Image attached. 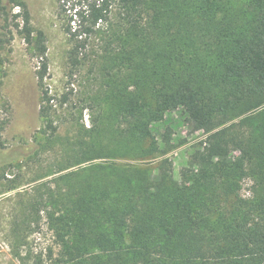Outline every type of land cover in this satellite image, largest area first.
I'll use <instances>...</instances> for the list:
<instances>
[{
    "label": "trees",
    "instance_id": "1",
    "mask_svg": "<svg viewBox=\"0 0 264 264\" xmlns=\"http://www.w3.org/2000/svg\"><path fill=\"white\" fill-rule=\"evenodd\" d=\"M58 17L71 77L99 75L83 98L92 125L67 139L48 36L26 1L0 0V70L17 33L39 62L49 144L66 154L31 202L54 238L32 264H264V0H59ZM177 108L207 134L179 183L151 129Z\"/></svg>",
    "mask_w": 264,
    "mask_h": 264
},
{
    "label": "rangeland",
    "instance_id": "2",
    "mask_svg": "<svg viewBox=\"0 0 264 264\" xmlns=\"http://www.w3.org/2000/svg\"><path fill=\"white\" fill-rule=\"evenodd\" d=\"M24 1L29 5L33 25L48 36L46 88L53 96L51 118L64 139L72 138L79 127L92 125L90 101L83 98L93 93L90 78L99 75L90 74L86 65L81 75L71 77L69 43L58 17L59 0ZM7 53L8 60L0 70V121L8 118L9 122L0 140L6 146L1 150L2 156L12 161L0 166V264H32L34 257L40 254L45 257L54 238L45 219L37 223L31 218V202L39 198L42 181L53 179L57 164L66 154L61 142L49 144L50 131L47 133V122L40 116L43 93L36 74L39 62L31 57L24 39L17 33ZM64 94H68V100H64ZM151 129L162 147L170 149L164 156L173 162L175 181L179 183L180 170L207 134L182 108L154 121ZM50 185L53 187L55 183ZM251 185L250 179L244 181L243 195L250 196Z\"/></svg>",
    "mask_w": 264,
    "mask_h": 264
}]
</instances>
